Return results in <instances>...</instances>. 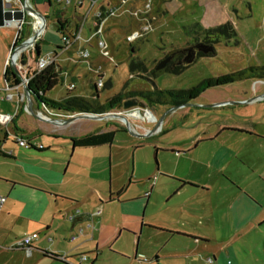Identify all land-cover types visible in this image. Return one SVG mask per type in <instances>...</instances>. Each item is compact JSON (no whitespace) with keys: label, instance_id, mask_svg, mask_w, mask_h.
<instances>
[{"label":"rangeland","instance_id":"374dc122","mask_svg":"<svg viewBox=\"0 0 264 264\" xmlns=\"http://www.w3.org/2000/svg\"><path fill=\"white\" fill-rule=\"evenodd\" d=\"M22 1L25 4V0ZM28 1L33 7L32 0ZM242 1L237 0L239 4L237 3L235 6L236 10L239 11L235 14L236 26L232 21H227L236 30V36L231 39L222 37L215 44V55L196 57L180 73L163 71L154 75L152 69L174 51L179 53L181 49L187 48L191 44L203 42L204 30L192 27L196 22L194 16L202 13L201 10L197 8L189 10L187 8L180 11L177 8H172L173 11L169 7V13H165L161 17L162 13L158 1L155 0L153 10L150 12L154 16L151 21L152 28L145 37H140L131 42H128L127 36L130 31L137 29V25H139L137 20L129 18L125 13L115 15V20L111 21L119 23L117 29L114 28L113 31L106 29V39L113 60L103 56L96 41L91 39L90 29L93 18L89 15L82 30L81 39L57 56V62L62 68V75L59 83L48 92V95L56 100L61 99L66 96L67 83L74 82L75 88L70 91L72 95L83 96L90 101L102 104L109 97L124 89L126 91L153 90L155 88L187 89L197 85L205 78L228 74L237 68L231 73L244 70L246 68L239 69L244 64L250 66L264 65V19H261L264 14V0H247L244 4ZM33 2L40 3V6L37 4L40 7L39 10L44 12L43 15L46 17V27L39 43L42 52H45L50 46L57 48L56 45L60 42L63 43L57 25V15L60 12L62 17L69 21V26H73L80 15L86 14L88 7V3L85 2L80 10L75 11L73 5L66 4L65 0H33ZM138 3L137 0L136 6L141 5ZM129 7L132 8L134 5ZM249 7L253 8V14H249ZM246 9L248 12L245 11ZM29 21H32L31 24L26 23L24 28L26 34L31 32L27 39L34 33V20L27 16V22ZM130 21L134 22L128 25L127 22ZM120 23H125L127 26L120 25ZM218 25L201 26L203 29H209ZM0 29L8 36L15 34V31L9 27L0 25ZM40 31L41 28L37 30V32ZM83 48L90 50L91 56L88 60L80 57L79 51ZM36 50L35 46H29L23 52L21 60L26 63L25 60L30 56L32 58L30 63L36 64ZM8 53L10 54V49ZM137 58L144 62L145 71H131V61ZM99 67L102 70L103 85L98 89L97 96L93 85L98 80L97 69ZM109 81L111 86H108ZM138 100L145 103L141 98ZM211 104L216 105L210 106ZM9 105V101L0 100V108L9 107ZM149 108L153 111L156 120L141 121L139 117L132 116L130 123H124L119 117L106 116L100 120H88L86 125H80L88 127V122H91L93 127L99 124L102 125V128L111 127L119 128V130L112 144L75 149L74 156L78 152L89 150L94 152L92 161L86 170L75 169V177L90 183L93 187H101L103 196L106 198L110 192L118 189H123V197H133L143 193L145 196L151 193L150 187L152 185L160 182V185L156 186V197L165 198L167 188L170 190L172 184L167 183L168 181L163 179L161 174L175 177L185 175L187 178L210 183L213 188L217 187L220 181L222 182V176H226V174L231 175L235 181H241L240 183H244L246 180L247 183H252L250 185H256L257 179L252 178L251 173L248 175L245 172L248 171V165L257 168L258 171L264 170L263 139L236 133L230 139L219 140V143L204 144L198 143V141L202 140L200 137H207L206 135L218 131L221 125H227L228 128H234V126L247 127L248 131L264 136V78L250 77L211 87L197 98L173 110H170L171 106L159 103L149 105ZM118 110H123V108H117L113 111ZM42 111L45 110L42 109ZM164 114L166 115L163 121H160V117ZM27 124L26 128L30 131L31 127H36L37 118L29 115ZM80 126L75 125L74 130L77 131ZM158 126L160 128L158 132L145 135L144 132L147 128L155 129ZM129 128L140 131L139 134L143 136L136 135V132H132ZM224 131L229 132L230 130ZM40 132L43 143L52 142L44 128L41 127ZM41 136L39 134L36 140ZM223 143L226 144V147L238 149L239 156L229 162L224 168L225 172L221 169L206 167V162L212 159V149H218L219 144L222 145ZM9 144L13 146V140H10ZM171 149L175 150V153H172ZM189 149L191 150L187 151ZM7 164L8 162L4 158L0 159V168L9 169ZM157 165L158 170L156 169ZM260 172L264 173L263 171ZM190 183L196 184L195 182ZM227 189L219 192L215 189L210 196L205 198H229V187ZM159 201L162 200L159 199ZM96 204L99 208L102 207L110 211V223H107L110 226L117 225L123 218H131L129 213H126L124 217L122 216L124 208L117 201L103 203V205L96 201ZM163 204H165V200H163ZM161 210L162 208L160 209L157 204L155 208L153 206L148 209L149 212L156 215H160ZM141 212L143 213V211ZM202 212V215L207 217L205 212ZM213 214L215 218L217 217V221L214 223H208L206 220L199 223V230L208 234L212 239L206 246L205 252H202L197 238L189 239L174 234L167 238L147 227L140 232L138 231L136 236L128 231L116 234L112 243L114 247L122 249L123 253L132 260L136 251L143 253L147 258L146 261L133 260L131 264H213L215 263L213 255L216 260L218 258V245L235 249L242 260L251 264L253 260L247 258L245 254L249 250L262 246L264 227L260 232L245 230L235 234L230 216L224 208H220ZM95 223L91 222V228L87 227L93 236L94 232L95 236L97 235ZM156 251H159L157 261H155ZM226 260L230 261L227 254Z\"/></svg>","mask_w":264,"mask_h":264},{"label":"crops","instance_id":"0c3cea01","mask_svg":"<svg viewBox=\"0 0 264 264\" xmlns=\"http://www.w3.org/2000/svg\"><path fill=\"white\" fill-rule=\"evenodd\" d=\"M7 1L4 0V2ZM117 1L100 0L90 16L94 18L95 11L101 9L102 5L108 2L116 4ZM156 1H158L162 13L161 17L165 13H169V7L171 9L177 8L180 11L187 8L189 10L197 8L202 13L194 16V20L203 26L211 27L227 21H232L236 26L235 14L239 12L235 7L238 3L237 0ZM246 1L243 0L242 4ZM32 3L34 8H38V11H40V7H38L40 3H35L33 0ZM248 11L249 14H253L252 7H249ZM62 16L60 12L59 18L68 24L69 21ZM261 19H264V14ZM133 22L127 23L130 25ZM106 25L108 31H113L112 29H117L119 23L109 20ZM120 25L127 26L125 23H120ZM3 27L11 28L15 31V34L8 36L0 29V100L10 102L9 107L0 108V113L10 112L15 115L11 121L0 123V150L2 151L0 159L4 158L9 166V169L0 168V193L7 196V200L0 211V264H70L69 262L73 264H131L133 260L144 261L138 259L139 255L145 256L143 253L136 251L132 260L123 253L122 249L114 247L112 242L116 234L128 231L136 236L138 231L140 232L146 227L155 230L161 236L165 235L164 237L167 238L173 234L189 239L197 238L202 252H205L206 246L212 239L208 234L199 230V223L204 220L208 223L217 221V217L215 218L213 213L220 208H224L226 213L229 214L235 234L245 230H255L257 232L262 230L264 227V173L260 171L264 172V170L258 171L257 168L250 165H248V171L245 174L250 175L251 173V177L257 179L256 185H250L252 183H247L246 180L244 183H240L241 181H235L231 175L226 174V176H222V182L220 181L219 185L213 188L210 183L187 178L185 175L175 177L161 174V177L168 181L167 183L172 184L170 190L167 188L165 198L156 197V186L160 185L161 182L150 187L151 193L148 196L141 193L143 196L123 197V189H118L110 192V195L106 198L103 196L101 187H93L90 183L77 179L74 175L75 169L86 170L88 164L92 161L94 152L91 150L78 152L74 156L75 149L81 147H73L71 138L80 137L100 128L103 131L114 128H102V125L99 124L93 127L91 122H88V127L80 126L86 125L88 120H100V118L80 117L77 116L78 113L51 107L52 114L50 113V115L52 119H44L38 116L36 112L37 110H46L45 103L32 97L30 92L28 94L23 87L19 91L6 90V83L13 87L19 83L24 72L27 71L26 69L28 68V74L30 75L36 64L32 65L30 63L32 62L30 56L25 60L28 65L25 68L8 61V52L12 47L17 31L11 26ZM30 33L26 34L23 29L22 41L26 40ZM41 38L36 43L35 49L37 50L35 52L36 57H34L37 60L40 55L57 50L55 61L58 64L57 56L69 47L59 49L58 46H63V43L60 42V45H56L57 48L50 46L45 52H42L39 44ZM249 66L244 64L239 69ZM69 83L74 82H68L67 85ZM67 85L66 95L75 88L68 89ZM8 93L13 94L12 99L7 98ZM23 93H25L24 100L21 99ZM26 105H28L29 111L25 110ZM29 115L37 118L36 127H31L30 131L26 128ZM75 125L80 126L77 131L74 130ZM41 127L45 129L47 136L52 141L51 143H43L40 132ZM224 130L230 131L225 132ZM37 132L40 133L37 134ZM236 133L243 134V136H256L257 139L264 140V136L248 131L247 127L234 126V128H228L227 125H221L215 133H210L206 135L207 137H200L202 140H199L198 143H217L225 138L230 139ZM39 134L41 137L36 140ZM16 137L28 139L33 146L28 148L20 145ZM10 140H13V146L9 144ZM170 151L175 153V150L171 149ZM238 156V149L230 146L226 147L225 143L219 144L218 149H212V159L206 162L207 166L205 164L204 166L221 169L225 172L224 168ZM158 168L157 165L156 169L158 170ZM228 187L229 198H205L210 196L215 189L217 192L220 190L226 191ZM159 199L162 201H159ZM163 200H165V204H163ZM96 201L101 205L117 201L124 208L122 216L124 217L126 213H129L131 218H123L117 225H111V227L108 225L110 223V211L102 207L99 208ZM156 204L160 209L162 208L160 215L148 211L150 207L154 206L155 208ZM221 204L223 205L221 206ZM98 210L101 212L96 214ZM202 211L205 212L207 217L202 215ZM91 222H96V236L95 232L94 236L91 235L90 230L87 228H91ZM32 233H38V237L32 243L31 253H27L24 248L16 246V243L24 235ZM72 236H75V238L72 239ZM217 249L218 258L216 260L213 255V261L215 262L213 264H249L246 263V260H242L237 251L231 247L224 248L218 245ZM157 254H159V251L155 253V261L158 260ZM226 254L230 257V261L226 260ZM82 255H86L87 259L82 260ZM245 255L253 260L251 264H264V241H262L261 247L249 250ZM61 256H64L66 260Z\"/></svg>","mask_w":264,"mask_h":264},{"label":"built area","instance_id":"2783aa9c","mask_svg":"<svg viewBox=\"0 0 264 264\" xmlns=\"http://www.w3.org/2000/svg\"><path fill=\"white\" fill-rule=\"evenodd\" d=\"M99 1L100 0H65L66 4L73 5L75 11L80 10L84 6L85 2L88 3V7H87L86 14L80 15L79 19H77V22H75L73 26H69V23H68L65 25V28L62 30L61 37H62L64 48L70 47L73 43L81 39L82 30L85 26V23L87 22L86 20L88 16L91 14V12L98 6ZM136 1L137 0H118L116 4H112L111 2H108L107 4L102 5L101 9H97V11H95L94 13L92 26L90 29L91 39H94L96 41L100 53L103 56L108 57L110 60H113V56L111 54L110 46L106 39V27H105V24L108 20H112V19L114 20L115 15H123L124 13L126 16H129V18H132L133 20H137L139 25H137V29L130 31V33L128 34L127 36L128 42H131L140 37H145L150 31V29L152 28L151 21L154 19V16H152L150 12L151 10H153L155 0H138L139 1L138 4H141L140 6L139 5L136 6ZM8 2H12V7H11L12 12H15L16 10H19V9L25 12L26 8L28 6H31L28 0H25V4L23 3L22 0H8ZM130 5H134V7L130 8L129 7ZM27 16L34 18L33 19L34 20V33H36V38L33 40L31 38L27 39V41L28 42L30 41V43L28 44V46L23 48L21 46V43L23 41H20L17 44H15V41L17 38L21 39L22 34H23V29L25 28L26 23L31 24L32 22V21L27 22ZM41 19L42 17L38 16L37 13L31 10H28L27 15L21 19L11 18V19L4 20L3 26H11L17 30L15 40L10 49V54L8 58L9 62L17 66H20V67L22 66H24V68L25 66L28 67V65L24 63L21 59L24 54L23 52L29 46H36V43L39 41V39L41 38V35L44 32L45 27H46L45 21H44L43 30L40 33L37 32V30L42 26ZM79 54H80V57L84 60H88L91 56L90 50L88 48L81 49L79 51ZM55 60H56V57L53 55V53L40 55L36 60L35 69L31 71L30 75L28 74V68H27L26 69L27 71L24 72V75L22 76L19 83H17L13 87L9 85L8 83H6L5 85L6 90L19 91V89H21L22 87L26 88L29 83L30 78L34 75V72L41 71L43 68H45L46 66H48ZM97 73H98V80L96 81L95 85H96V88L99 89L103 85V79H102L103 75H101L102 74L101 67L97 69ZM67 86H68V89H73L75 87V84L69 83ZM21 97H22L21 99L24 100L25 93H23ZM7 98L12 99L13 94L8 93ZM45 109H46L45 112L42 110H37L36 114L44 119H52V116L50 115V113L52 114V110L50 109V107L45 105ZM25 110L29 111L28 105L25 106ZM152 112L153 111L149 107L134 106L130 109L123 108V110H118L115 112L112 110V111H108L104 113H88V114H91L93 116H103V117H106V116H112L114 118L119 117L124 123H127V122L130 123V119L132 116L139 117V120L141 121H147L149 119L156 120V117ZM147 113H149V115ZM14 115H15L14 113H10V112L0 113V123H6V122L11 121ZM129 129L132 130V132H136V134L141 133L140 131L134 128L133 129L129 128ZM159 129H160L159 126L155 129L147 128L144 133L146 136L151 135V134H154L155 132H158ZM16 140L22 146H25L28 148L33 146L32 143L28 139L16 137ZM1 154H2V151L0 150V156ZM146 195H149V193ZM6 200H7V196L0 193V211L2 210ZM100 212L101 211L98 210L96 214H99ZM37 237H38V233L26 234L23 236V238L19 242L16 243V246L24 248L27 253H31L32 243L34 239H36ZM74 238L75 236H72V239ZM61 258L66 260L64 256H61ZM81 259L86 260L87 256L82 255ZM138 259L144 260V261L147 260V258L143 255H139ZM209 260L211 261V258H209ZM69 263L73 264L71 262Z\"/></svg>","mask_w":264,"mask_h":264},{"label":"trees","instance_id":"16d2710c","mask_svg":"<svg viewBox=\"0 0 264 264\" xmlns=\"http://www.w3.org/2000/svg\"><path fill=\"white\" fill-rule=\"evenodd\" d=\"M57 25L58 31L62 33L65 28L66 22L62 21L57 15ZM192 27L204 30L203 43H205L206 50L201 51L197 57L200 56H213L216 54L215 44L220 41V39L227 38L231 39L236 36V30L230 22L212 27L209 29H203L199 22H195ZM197 32V31H196ZM62 35V34H61ZM22 41V39L17 38L15 44ZM38 48V46H37ZM58 48H64L63 46H58ZM133 48V46H132ZM175 52V51H174ZM56 57L57 50L52 52ZM196 58H192L188 64H178L175 66L168 65L163 69H152L154 75H158L163 71L180 73L185 68H187L190 63ZM131 71H145L146 66L144 62L140 59H133L131 61ZM62 73V68L56 61L52 62L41 71L34 72V75L30 78L27 85L30 94L35 99L45 103L48 107L67 111L71 113H104L112 111L114 109H120L123 106V102L132 97L141 98L148 106L154 104H163L165 106H179L187 103L200 96L207 89L232 83L237 80L248 79L250 77L264 78V65L260 66H249L244 70H239L233 73H228L220 75L217 77H210L203 79L197 85L189 87L187 89H158L153 90H141V91H126L125 89L121 92L114 94L109 97L104 103L99 104L83 96L71 95L68 93L65 97L61 99H53L47 95L60 81ZM108 86H111L109 81ZM93 87L96 90V95L98 96V89L94 84ZM122 129V128H121ZM119 130L111 129L103 131L101 128L93 132L87 133L80 137H72L73 147H87V146H98L102 144H111L115 139L116 132ZM148 196V195H146ZM58 256V255H55Z\"/></svg>","mask_w":264,"mask_h":264},{"label":"water","instance_id":"95a60500","mask_svg":"<svg viewBox=\"0 0 264 264\" xmlns=\"http://www.w3.org/2000/svg\"><path fill=\"white\" fill-rule=\"evenodd\" d=\"M0 3H1V6H0V25H3L4 24V20L5 19H11V18H23L24 16L27 15V11L28 10H31L35 13L38 14V16L42 17V19L46 22V17L43 15V13H41L40 11H38L36 8L32 7V6H28L26 8V11L24 12L23 10L19 9V10H16L15 12H12L11 11V7H12V2H4V0H0ZM32 19H34L32 17ZM32 40L36 38V33L32 34V36L30 37ZM30 43V41L28 42L27 39L24 40L22 43H21V46L23 48H25L26 46H28V44ZM167 61V58L166 59H163L157 66H156V69H162L164 66H165V63ZM26 92H28L29 94V90L28 88L26 87L25 88ZM184 105V104H183ZM216 104H211L210 106H214ZM134 106H145V104L143 102H140L138 100L137 97H132V98H128L126 99L124 102H123V108L124 109H130ZM180 106V105H179ZM179 106H173L171 107L170 110H173L174 108H177ZM182 106V105H181ZM169 110V111H170ZM166 114H164L163 116L160 117V121H163L164 117H165ZM77 116H80V117H90V118H103V116H93L91 114H88V113H85V112H81V113H78ZM139 136H143L142 134H137Z\"/></svg>","mask_w":264,"mask_h":264},{"label":"flooded vegetation","instance_id":"af4514ba","mask_svg":"<svg viewBox=\"0 0 264 264\" xmlns=\"http://www.w3.org/2000/svg\"><path fill=\"white\" fill-rule=\"evenodd\" d=\"M202 49L206 50L207 48L205 47L203 42H199V43L191 44L187 48L181 49L179 53L174 52V53H172V54H170V55L165 57V59L167 58V61H166L165 66L163 68H165L168 65L175 66V65H178V64H188L186 62L190 61L194 57L196 58L197 55L202 51ZM145 106L149 107L146 104H145ZM89 113H93V112H89Z\"/></svg>","mask_w":264,"mask_h":264},{"label":"bare ground","instance_id":"6f19581e","mask_svg":"<svg viewBox=\"0 0 264 264\" xmlns=\"http://www.w3.org/2000/svg\"><path fill=\"white\" fill-rule=\"evenodd\" d=\"M41 25H42V26H41L40 28H41V31H42V30H43V26H44V20H43V19H41ZM41 31H40V32H41ZM40 32H39V33H40ZM150 113H151V112H150ZM147 114L149 115V113H147Z\"/></svg>","mask_w":264,"mask_h":264}]
</instances>
